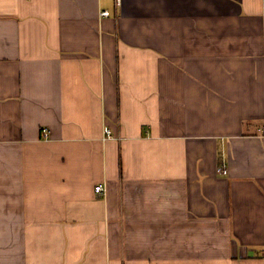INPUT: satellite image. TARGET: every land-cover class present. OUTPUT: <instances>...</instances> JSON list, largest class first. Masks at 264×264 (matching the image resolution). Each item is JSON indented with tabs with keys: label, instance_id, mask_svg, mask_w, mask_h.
<instances>
[{
	"label": "crops",
	"instance_id": "obj_1",
	"mask_svg": "<svg viewBox=\"0 0 264 264\" xmlns=\"http://www.w3.org/2000/svg\"><path fill=\"white\" fill-rule=\"evenodd\" d=\"M0 264H264V0H0Z\"/></svg>",
	"mask_w": 264,
	"mask_h": 264
},
{
	"label": "built area",
	"instance_id": "obj_2",
	"mask_svg": "<svg viewBox=\"0 0 264 264\" xmlns=\"http://www.w3.org/2000/svg\"><path fill=\"white\" fill-rule=\"evenodd\" d=\"M114 3H115V6H116L117 8H120V7L122 6V0H114ZM100 15H101L102 17H104V16H108V15H109V12H108L107 10H102V11L100 12ZM105 133H106L107 137H111V136H112L111 131H110L109 128H106V129H105ZM48 135H49V130H48V128H46V127L43 128L42 136L46 138ZM218 171H219L220 173H226V172H227V166H226L225 164L220 165V166L218 167ZM95 192H97V193H102V192H103V186H102L101 184H97V185L95 186Z\"/></svg>",
	"mask_w": 264,
	"mask_h": 264
}]
</instances>
